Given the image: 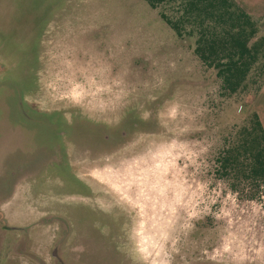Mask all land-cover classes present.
<instances>
[{
  "label": "rangeland",
  "instance_id": "1",
  "mask_svg": "<svg viewBox=\"0 0 264 264\" xmlns=\"http://www.w3.org/2000/svg\"><path fill=\"white\" fill-rule=\"evenodd\" d=\"M179 1L0 0V264H264V182L225 159L257 84L221 95Z\"/></svg>",
  "mask_w": 264,
  "mask_h": 264
},
{
  "label": "trees",
  "instance_id": "2",
  "mask_svg": "<svg viewBox=\"0 0 264 264\" xmlns=\"http://www.w3.org/2000/svg\"><path fill=\"white\" fill-rule=\"evenodd\" d=\"M146 1L154 8L166 0ZM178 6L179 17L172 19L164 12L161 16L179 35L185 21H191L197 33L194 52L206 66L215 68L221 95L231 96L249 82L257 84L256 93L264 82L262 23L234 0H180ZM248 116V124L240 129V143L226 151L225 159L259 184L264 182V128L254 108Z\"/></svg>",
  "mask_w": 264,
  "mask_h": 264
},
{
  "label": "flooded vegetation",
  "instance_id": "3",
  "mask_svg": "<svg viewBox=\"0 0 264 264\" xmlns=\"http://www.w3.org/2000/svg\"><path fill=\"white\" fill-rule=\"evenodd\" d=\"M137 131H139V129L133 128V127L118 128V129H114L111 131H108V130L106 131V129H103V128L101 129L103 136L106 137L109 142L113 141V154L121 151L122 148H124V147H128L126 145L131 141L132 137L134 136V133ZM111 146H112L111 144L105 145L106 148L107 147L110 148ZM105 147H102L101 150H103V148H105ZM193 180L195 181V183L198 182V180L196 178H193ZM204 182L206 185L205 187L207 189L206 196L210 195V200H211V202L209 203V208L212 209L214 206L213 199H212L213 189H214V184H213L214 183V177L213 176L206 177ZM196 189H197V186L194 187V190H196ZM194 206H195V204H193L191 202H189V205L184 203L183 205H180V208L183 207L180 212L187 213L188 212L187 210L192 212V211L196 210V208ZM193 213H196V212H193ZM204 257L208 258L206 256H204ZM194 258H197V257L195 256ZM194 258H192V259H194ZM200 258H202V257H200Z\"/></svg>",
  "mask_w": 264,
  "mask_h": 264
},
{
  "label": "crops",
  "instance_id": "4",
  "mask_svg": "<svg viewBox=\"0 0 264 264\" xmlns=\"http://www.w3.org/2000/svg\"><path fill=\"white\" fill-rule=\"evenodd\" d=\"M245 11L262 23L261 30L264 31V0H234ZM253 108L258 113L264 128V82L261 88L254 94Z\"/></svg>",
  "mask_w": 264,
  "mask_h": 264
}]
</instances>
